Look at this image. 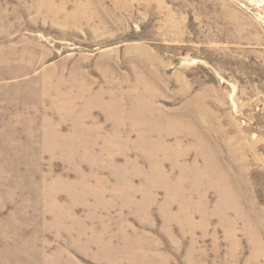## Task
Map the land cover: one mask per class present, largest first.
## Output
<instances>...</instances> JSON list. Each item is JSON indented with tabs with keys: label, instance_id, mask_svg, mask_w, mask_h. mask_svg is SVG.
<instances>
[{
	"label": "rangeland",
	"instance_id": "374dc122",
	"mask_svg": "<svg viewBox=\"0 0 264 264\" xmlns=\"http://www.w3.org/2000/svg\"><path fill=\"white\" fill-rule=\"evenodd\" d=\"M0 264H264V0H0Z\"/></svg>",
	"mask_w": 264,
	"mask_h": 264
},
{
	"label": "bare ground",
	"instance_id": "6f19581e",
	"mask_svg": "<svg viewBox=\"0 0 264 264\" xmlns=\"http://www.w3.org/2000/svg\"><path fill=\"white\" fill-rule=\"evenodd\" d=\"M185 120V122L187 123V125H188V133L190 134V135H197V133H198V131H197V129H196V123H198L197 122V116L195 117V119L193 120V119H180V120H178L179 122L180 121H184ZM179 122H177V123H179ZM181 124V123H180ZM198 128V127H197ZM171 129H175V128H171ZM187 132V131H186ZM178 134V133H177ZM167 144H164V143H159L158 145H156V147H152V148H154V150L155 149H157V150H162V151H166V150H168V146H166ZM151 150V149H150ZM153 150V149H152ZM151 150V151H152ZM236 155V154H235ZM242 160H244V159H242ZM207 164H208V162H205V166H204V168H203V170H206L207 169ZM216 168L217 169H219L220 168V166H216ZM155 174L159 177V178H161L162 177V174L158 171L157 173L155 172ZM223 176H218L217 177V179L216 180H212V181H208L209 183H211V185H213V186H216L217 187V189H219V188H221L222 186H221V184L222 183H224V182H227V181H229L228 180V178H227V180L225 179V178H222ZM215 178V177H214ZM161 181L162 182H164L165 180H163V179H161ZM223 199L222 200H224L225 199V193H223ZM224 203H225V201H224ZM223 203V204H224Z\"/></svg>",
	"mask_w": 264,
	"mask_h": 264
}]
</instances>
